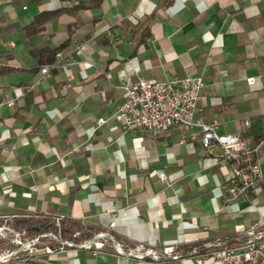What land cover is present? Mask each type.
Wrapping results in <instances>:
<instances>
[{
  "label": "crops",
  "instance_id": "0c3cea01",
  "mask_svg": "<svg viewBox=\"0 0 264 264\" xmlns=\"http://www.w3.org/2000/svg\"><path fill=\"white\" fill-rule=\"evenodd\" d=\"M55 9L40 31H23ZM194 74L198 115L220 133L264 138V0H0V237L14 221L27 240L60 216L79 224L76 241L104 230L178 252L158 262L52 240L0 264H208L252 224L263 230L264 184L224 200L234 163L205 150L197 128L152 135L115 117L122 80Z\"/></svg>",
  "mask_w": 264,
  "mask_h": 264
},
{
  "label": "built area",
  "instance_id": "2783aa9c",
  "mask_svg": "<svg viewBox=\"0 0 264 264\" xmlns=\"http://www.w3.org/2000/svg\"><path fill=\"white\" fill-rule=\"evenodd\" d=\"M56 59L62 58V53H55ZM50 68L45 64L40 68L41 74H46ZM40 77L36 80L38 81ZM253 82V78H248ZM32 83L24 89L32 88ZM200 74L157 80L138 78L135 81L122 80L120 87L124 91L123 100L117 105L115 117L120 121L123 131L140 129L152 135H157L177 128L187 130L197 128L202 147L211 152L218 147L221 153L218 162H233V181L227 187L224 200L232 201L238 198H249V191L260 184H264V171L261 166L260 153L264 151V138L250 139L238 133H220L218 121H206L197 114V102L203 87ZM194 138V135L191 136ZM161 176V170H158ZM252 206L257 208L252 202ZM62 217H56L54 228L42 231L27 240H18L20 245L0 251V260H6L18 251L29 247H37L43 236H48V242L42 248L47 251L53 249L52 240L58 247L65 245L83 246L95 250L105 249L106 245L121 254L137 259L150 258L161 261L167 257H176L178 252L173 245L165 244L153 247L143 241L126 243L104 230L95 231L91 236L76 241L74 238L80 233L74 230L72 237H61ZM115 224L113 218L110 223ZM255 223L248 229V237L237 245H225L214 248L207 258L201 260L208 264H264V229H255ZM19 231H17L18 234Z\"/></svg>",
  "mask_w": 264,
  "mask_h": 264
},
{
  "label": "trees",
  "instance_id": "16d2710c",
  "mask_svg": "<svg viewBox=\"0 0 264 264\" xmlns=\"http://www.w3.org/2000/svg\"><path fill=\"white\" fill-rule=\"evenodd\" d=\"M60 12H61V9L40 11L39 13L35 14L33 16V18L31 19V21L29 23H27L26 25H24L22 27V29L27 34L36 33L44 27V25L47 21L56 17ZM57 50H58V48H52V49H44L43 51L45 52L46 55L49 56L51 54H54ZM245 137H247V135H245ZM262 137L263 136L259 135L256 138H262ZM78 225L79 224L76 221H72V220L63 221L61 223V234L65 238L72 237L73 231L76 229L79 230ZM87 234H89V233H87ZM195 245H196V243L188 244L185 246L184 249L185 250H187V249L193 250Z\"/></svg>",
  "mask_w": 264,
  "mask_h": 264
},
{
  "label": "rangeland",
  "instance_id": "374dc122",
  "mask_svg": "<svg viewBox=\"0 0 264 264\" xmlns=\"http://www.w3.org/2000/svg\"><path fill=\"white\" fill-rule=\"evenodd\" d=\"M7 225L10 226L11 228L8 230V233H5L2 237H0V251L1 252H5L7 248H11L10 246L15 247V246L20 245V242H18V240L23 241L24 235L26 234L25 232H21V229H17L19 228V223H15L14 221H12V222H9ZM17 231H19L18 232L19 235H16ZM14 232L16 233L14 234ZM45 237H42V239L38 242V244H43L45 242H48L47 237L46 238ZM61 237L64 238L63 235H61ZM23 251L24 250H20L18 251L17 254H22L20 252H23Z\"/></svg>",
  "mask_w": 264,
  "mask_h": 264
}]
</instances>
